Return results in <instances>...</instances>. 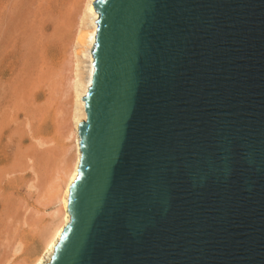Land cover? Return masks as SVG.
Segmentation results:
<instances>
[{
  "label": "water",
  "instance_id": "95a60500",
  "mask_svg": "<svg viewBox=\"0 0 264 264\" xmlns=\"http://www.w3.org/2000/svg\"><path fill=\"white\" fill-rule=\"evenodd\" d=\"M65 226L45 264H264V0H95Z\"/></svg>",
  "mask_w": 264,
  "mask_h": 264
},
{
  "label": "rangeland",
  "instance_id": "374dc122",
  "mask_svg": "<svg viewBox=\"0 0 264 264\" xmlns=\"http://www.w3.org/2000/svg\"><path fill=\"white\" fill-rule=\"evenodd\" d=\"M79 3L0 0V264L33 260L51 222L44 196L66 157L65 44Z\"/></svg>",
  "mask_w": 264,
  "mask_h": 264
},
{
  "label": "bare ground",
  "instance_id": "6f19581e",
  "mask_svg": "<svg viewBox=\"0 0 264 264\" xmlns=\"http://www.w3.org/2000/svg\"><path fill=\"white\" fill-rule=\"evenodd\" d=\"M93 2H95V0H80V5H78V20L74 21L75 25L71 29L72 31H70L72 34L70 35L71 37H67L70 38V41H66L69 44H65V47L67 45L66 49H68L69 57L67 61L69 64V68L67 69V80H65V82L67 81L65 83L67 88L64 89L65 97L69 99V107L67 111L68 114H66L67 117L64 119L62 125L64 137L68 141L64 144L66 153L64 151L63 158L66 157L63 160L64 164L58 166L56 175L52 178L50 183H48L49 188H47L46 192L48 196L43 195L44 198H47V203L43 202L44 204H42L45 207H47V205L49 206L51 222L49 224V222L46 221L47 223L45 224V226L47 224H49V226L47 225L46 232L44 231V236H42L44 237V239L42 238V250L38 255L34 254L36 257L33 260L30 261L29 258L28 260L30 262L28 264L47 263L54 252L55 246L65 226L70 222V213L68 210L70 186L78 175L81 158L79 125L87 118L85 101L82 97L87 93L92 83L94 73L92 50L96 40V20L99 18V14ZM42 230L41 228V231ZM17 250H19V248Z\"/></svg>",
  "mask_w": 264,
  "mask_h": 264
}]
</instances>
